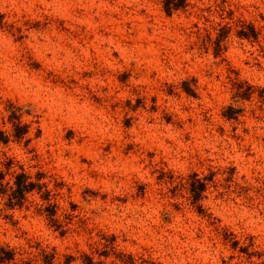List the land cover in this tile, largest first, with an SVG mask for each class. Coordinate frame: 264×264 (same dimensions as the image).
Here are the masks:
<instances>
[{
	"label": "clouds",
	"instance_id": "obj_1",
	"mask_svg": "<svg viewBox=\"0 0 264 264\" xmlns=\"http://www.w3.org/2000/svg\"><path fill=\"white\" fill-rule=\"evenodd\" d=\"M104 7L110 27L95 0H0V264H264V0Z\"/></svg>",
	"mask_w": 264,
	"mask_h": 264
},
{
	"label": "rangeland",
	"instance_id": "obj_2",
	"mask_svg": "<svg viewBox=\"0 0 264 264\" xmlns=\"http://www.w3.org/2000/svg\"><path fill=\"white\" fill-rule=\"evenodd\" d=\"M84 2L87 4L89 2V0H84ZM117 2H118V0H95L96 8L94 10L99 15L96 16V17H93V19L96 20V21H98V22H100V23H104L105 24V27H110L106 23L107 16H106V12H105V7L104 6H109L110 7L112 5H115ZM82 15H84L85 17H87L89 15L88 10L85 9L84 12L82 13ZM111 18L112 19H116L115 16H112ZM132 27H133L132 23L127 22V21L125 22V24H124V28L125 29H131ZM97 35L103 36V35H106V33L103 31V29L95 30L93 32V34L86 35V38L83 39V42H82L81 46L82 47L83 46H86L87 44L92 43L93 41H95ZM149 38L150 37H148L146 34L145 35H142L138 31L133 34V41H140L141 44H143V41L144 40L149 39ZM130 43H132V42H130ZM143 46L148 47V45H143ZM90 51H91V49H90ZM112 55H113V58H115V57H117L119 55V53L113 52ZM34 68L35 69H39L40 68V65L39 64H36V65H34ZM113 76L115 78V83L119 84L121 87L128 86V82L132 78L131 77V73L129 71L116 72V73H113ZM233 87H237V86L236 85H233ZM239 87L246 89V93H249V97L248 98H242V102L243 103H247L255 95V91H254L253 87L251 85H248L246 82H242ZM180 88H181V91H180V95L181 96H187V97H190L191 99H195L196 98L195 94L193 92H191L190 90L189 91H184L183 90L184 89V85L183 84L180 85ZM141 91H144V90L141 89ZM163 91H164V93L167 96H173V95L176 94L175 86H173V87H166ZM159 99H160L159 92L157 93V95L151 97V102L153 104V108H152V111L153 112L156 111L155 105L157 104V102L159 101ZM125 106H128V101H125ZM141 106H142V100H138L136 102L135 108H130V110H132V111L138 110ZM241 114L242 113L237 112L236 113V117H234V118H239ZM222 118H224L223 115H222ZM172 119H173V117L171 115L164 114V120H165L166 123H171L172 122ZM132 123H133V121L132 120H129L124 125V127H130L132 125ZM29 131H31L30 126L28 128V132ZM76 135H77V132H76L75 129H69L68 132L65 135V140L71 142L75 138ZM110 150H111L110 147H104L103 148V151L104 152H108ZM130 151H131V146H129L128 149L125 150V155L127 154V152H130ZM149 155H151V154H149ZM81 163H88V161L86 160L85 157H81ZM234 172H235V169H233V173ZM170 178H171L170 176L165 177L163 174H161L157 179L159 181H164L165 179H170ZM62 186L63 185H58V187H62ZM68 191H71V189H69ZM138 191L142 195H145V196L147 195V189L146 188H143L142 187V188L138 189ZM70 207L73 210H75V207L76 206L74 204H70ZM57 211H58V208H56L55 213ZM57 234L61 238H64L67 235L66 232L61 233V232H59L58 229H57ZM112 242L115 243V237L112 238ZM37 246L39 247V245H37ZM236 246L237 245L234 244L233 245V248H235ZM53 253H54V258H53L51 264H56V260H57V256H58V249L53 248ZM103 254H106L107 255V253H102V255ZM121 254H123V253H121ZM239 255L243 256L244 253L243 252H240ZM39 257L40 256L37 257V261H39ZM121 258L123 260L126 259L125 255L123 257H121ZM70 263L71 264H74L73 259L71 260ZM8 264H12V262L11 263H8Z\"/></svg>",
	"mask_w": 264,
	"mask_h": 264
},
{
	"label": "trees",
	"instance_id": "obj_3",
	"mask_svg": "<svg viewBox=\"0 0 264 264\" xmlns=\"http://www.w3.org/2000/svg\"><path fill=\"white\" fill-rule=\"evenodd\" d=\"M250 31H251V29H250ZM253 38H254V37H253ZM248 97H249V93H245V95H244L242 98H248ZM236 113H237V112H235V113L229 112V113H222V115H223L224 118H226V119H230V118H234V117H236ZM28 128H29V126H26L25 128H17V129H16V136H17V137L20 136V138H22L24 135H26V134L28 133ZM4 143H5V144L8 143V140H7L6 138H5ZM9 166H11V161H9ZM193 175H195V174H193ZM24 178H25V177H24V174H23V172H21L20 176L17 177V184L20 185ZM28 187H29V189L32 187V189L29 191L28 194H31V192H37V191H40V190H41V187H40V186H37V185H29ZM201 191H203V190H201ZM16 195H20L19 188H18V190H17ZM43 199H45V200H47V201H50V195L46 194V195L43 197ZM56 208H57L56 205H52V206H51V209H48V211H49V215H54V214H55V211H56ZM46 211H47V210H46ZM61 233H62V232H61ZM63 233H64V232H63ZM37 249H39L38 246H37ZM13 252H14L13 260H14V259H15V250H13ZM42 255H43V250H40V251L37 252V257H38V256H42ZM103 255L106 256V254H103ZM123 256H124L123 254H120L117 258L123 260V259L121 258V257H123ZM53 258H54V253H52V257H51V259H50V260H47V261H44V263H45V264H51ZM71 260H72V259H69L68 264H71V263H70ZM8 263H11V261H9Z\"/></svg>",
	"mask_w": 264,
	"mask_h": 264
}]
</instances>
